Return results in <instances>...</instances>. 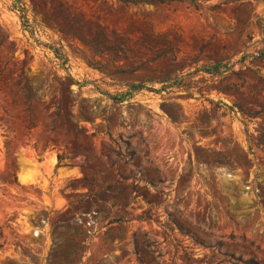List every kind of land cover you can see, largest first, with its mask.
Segmentation results:
<instances>
[{
  "label": "rangeland",
  "instance_id": "rangeland-1",
  "mask_svg": "<svg viewBox=\"0 0 264 264\" xmlns=\"http://www.w3.org/2000/svg\"><path fill=\"white\" fill-rule=\"evenodd\" d=\"M192 1L0 0V264H264V0Z\"/></svg>",
  "mask_w": 264,
  "mask_h": 264
},
{
  "label": "trees",
  "instance_id": "trees-1",
  "mask_svg": "<svg viewBox=\"0 0 264 264\" xmlns=\"http://www.w3.org/2000/svg\"><path fill=\"white\" fill-rule=\"evenodd\" d=\"M119 1L124 2V3H148V2H170V1H179V0H119ZM186 1L194 3V1L192 0H186ZM136 89H140V86L131 87V90H136ZM121 97L122 96L120 95L119 98H113V100H118ZM58 160H60V157H58Z\"/></svg>",
  "mask_w": 264,
  "mask_h": 264
}]
</instances>
